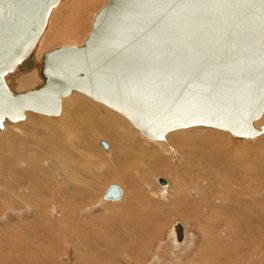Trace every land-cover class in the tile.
Wrapping results in <instances>:
<instances>
[{
    "label": "rangeland",
    "instance_id": "1",
    "mask_svg": "<svg viewBox=\"0 0 264 264\" xmlns=\"http://www.w3.org/2000/svg\"><path fill=\"white\" fill-rule=\"evenodd\" d=\"M60 1L52 8L46 27L37 41L41 40L44 44L41 59H38L39 67L45 51L58 46L81 45L91 30L95 13L107 0ZM39 83L38 77L36 83L31 86L19 84L15 91L10 89L12 87L8 83L7 86L14 92H22L42 84ZM84 106V112H88L84 119L92 122V127L88 129L96 126L101 131L95 132V140L86 136L83 143L73 140L70 147H61L62 163L56 153L50 163H35L36 166L30 169L35 172L34 177H38L22 175V186L17 183L20 181L17 175L6 182L0 169V264H264V132L251 139H238L213 128L192 127L191 131L197 132V136H182L181 129H176L178 135L174 134L168 142L166 140L167 144L164 142L165 146L169 145L165 149L160 140L146 138L133 125L134 128L128 127L124 119V123L119 119V129L133 135L127 145L122 144L121 149L128 150L136 161L117 169L112 163L114 160L118 163L121 157L118 151L120 143L115 140V134L112 135L100 124L104 113L96 108L90 110L86 104ZM108 109L115 115L119 114ZM26 112L35 122L36 130L29 126L25 129L49 141L51 138L45 131L51 125L46 123L45 131H41L44 115ZM263 123L264 118L255 121L254 126L259 128ZM129 128L131 131H128ZM99 139L108 141L111 146L109 152L100 147ZM29 146L27 153L42 155L48 161L47 147ZM215 149H223L226 155L229 154V159L223 157V162L216 158L222 154H217ZM111 154L114 158L110 157ZM188 154H193V158ZM102 157H108L115 167L112 172L100 161ZM108 160L106 164L110 165ZM185 160L192 162L186 164ZM2 165L0 163V167ZM124 170L131 176H126ZM114 176L120 180H114ZM156 176L166 180L171 178L173 188L169 180L166 185H160ZM73 179L80 181L76 183ZM112 182L123 187L122 199L112 203L101 202L103 190ZM73 183L87 188L86 193L82 191L81 195L76 194L77 204L70 205L73 208L69 209L63 206L64 201L59 202V196L63 198V195L65 199L62 200L71 202L66 190L71 191ZM26 184L34 190L37 188L39 197L45 196L44 205L39 207L36 202L26 203L27 199L22 203L20 199V202L16 200L15 194L19 196V188ZM51 184L56 189L48 193L45 186ZM24 190L22 195L26 197L30 191ZM253 201H257V204ZM106 204L113 207L106 208ZM115 204L120 208L114 207ZM69 217L78 222L86 221L85 229L78 227L81 240L70 239ZM93 218V225H87ZM175 220L183 222L189 233L188 242L181 245L179 250H174L168 240L170 226ZM49 222L61 224L56 226ZM201 243L208 245L203 247V252Z\"/></svg>",
    "mask_w": 264,
    "mask_h": 264
},
{
    "label": "water",
    "instance_id": "2",
    "mask_svg": "<svg viewBox=\"0 0 264 264\" xmlns=\"http://www.w3.org/2000/svg\"><path fill=\"white\" fill-rule=\"evenodd\" d=\"M58 2L0 0V127L25 109L56 114L79 91L153 139L191 126L264 131L254 126L264 110V0H107L81 45L43 53L42 84L13 93L5 75L31 62ZM119 195L111 184L103 198Z\"/></svg>",
    "mask_w": 264,
    "mask_h": 264
},
{
    "label": "bare ground",
    "instance_id": "3",
    "mask_svg": "<svg viewBox=\"0 0 264 264\" xmlns=\"http://www.w3.org/2000/svg\"><path fill=\"white\" fill-rule=\"evenodd\" d=\"M61 1L59 0L58 3H60ZM52 10V9H51ZM51 12V11H50ZM49 17V16H48ZM48 20V19H47ZM46 27V26H45ZM84 41V40H83ZM83 43V42H82ZM44 44L41 43V40L39 42L36 43V46L34 47L33 51H32V56L29 58V60L31 61L30 63H28V59L27 57L23 60H21L18 65H16V68L14 70H12L11 72H9L8 74L5 75V81L8 83V85L12 88L10 89H13L15 91V87H18L19 84H25V85H30L31 84H34L36 83V81H38V77L40 78V83L42 82L43 83V76L45 77L46 75H43L40 73V70H41V67H42V63H41V67H39L40 65L38 64L40 60L38 59H41L39 58L41 53H42V48H44L43 46ZM65 46V45H64ZM12 52H16L15 50H13ZM44 52V51H43ZM48 70L50 72H52L49 67H48ZM39 83V84H40ZM29 86V87H30ZM33 86V85H32ZM24 87V86H23ZM22 87V88H23ZM9 88V87H8ZM21 88V89H22ZM25 88V87H24ZM26 89V88H25ZM12 91V90H11ZM12 91L13 93H18V92H14ZM17 91V90H16ZM23 92V91H22ZM86 96V97H85ZM88 97V98H87ZM87 105L88 108H90V110H94L95 108L98 109L99 111L101 110L104 115H103V119L100 121V124L102 125V127H104L108 132H111L112 135L115 134L114 138L115 140H117L118 143H120V147H119V154H120V158H118V163H115V160H114V163H112L116 168L117 167H127L126 165H128V163H132L134 161H136V158H134L133 156H131V154L128 152V150H126L125 148H122V144L123 145H127L131 140L132 138V134L131 133H128V132H123L122 130L119 129V124L117 121H120L122 123H124L122 121V119H124L125 123H127L126 125L128 127H131V128H134L135 126L124 116L122 115L120 112L116 111L117 113H119L118 115L116 114H113V112L111 110L108 109V106L105 105L104 103H101L95 99H92L90 98L89 96L79 92V91H71L70 93L66 94V95H63L61 98H60V103H59V111L58 113L56 114H49V113H42V112H38V111H34L32 109H25L24 112H23V117L16 120V121H9V120H6L4 121L3 123H1V127H0V130H2L4 128L3 131H0V163H5L4 167L2 165V167H0L1 170H3V179H5L6 182L10 181L9 179L13 178V175H17L19 176V182L17 181V183H19V186H22V179L24 176L22 175H28L29 174L31 176L34 177L35 175V172H32V170L30 168H33L32 166H36L35 163H50L51 161V157L56 153L60 159V162L62 163V160L63 158H61L60 154L62 153V150L60 149L61 147L63 148V146H71V143L76 141L77 143H83V141L85 142V137L88 136L89 138H91V140L94 138L95 140V137L96 134L95 132H98V127L96 128V126H94L92 129H88L90 127H92L91 125V121H85V117L87 116L88 112H84V108L85 106L84 105ZM84 106V108H82ZM110 108V107H109ZM112 109V108H111ZM1 110V109H0ZM26 111H30V112H34V113H38V114H42L44 115V127H41V131L45 129L46 127V123L47 124H50L51 127L47 126V131H45L46 133L49 134V137L51 138L49 141H45L43 140L42 138H39L38 136H35V134H31L29 133L28 131L29 130H26L25 128L27 126H29L30 128L35 129L36 130V127L35 126V122L33 120H31V115H28L29 112H26ZM75 114L77 116H75ZM122 116H121V115ZM84 116V117H83ZM222 115H219V117H221ZM262 118H264V110L262 111V114L261 116L256 120H262ZM120 119V120H119ZM22 120V121H20ZM75 120V121H74ZM77 123V124H76ZM255 123V122H254ZM134 127H133V126ZM255 125V124H254ZM192 127H204V126H191V127H184V128H178V129H181V134L182 136H189V135H195L197 132H193L191 131L192 130ZM136 128V127H135ZM204 128H213V129H218V128H214V127H204ZM103 129V128H102ZM139 132H141L138 128H136ZM190 129V130H189ZM34 130V131H35ZM40 130V129H39ZM130 130V128L128 129V131ZM135 130V129H134ZM176 129H173V130H170L168 131L165 135H164V138L163 139H153V138H149L147 136H145L142 132L141 134L143 136H145L146 138L148 139H151V140H157L161 143V145L163 147H165V149L169 148V145H166L164 144V142H168L172 137L173 135H178L176 132H175ZM220 131H224L227 133H229L231 136L235 137V138H238V139H251L253 137H250V138H241V137H236L234 135H232L229 131L227 130H223V129H218ZM131 131V130H130ZM39 132V131H38ZM90 132V133H89ZM101 132V131H99ZM264 132V131H263ZM261 132V133H263ZM37 133V132H36ZM221 133V132H219ZM260 133V134H261ZM101 134V133H99ZM117 134V135H116ZM198 134V133H197ZM201 134V133H200ZM222 134V133H221ZM259 134V135H260ZM172 135V136H170ZM197 136V135H195ZM200 136V135H198ZM255 137V136H254ZM104 141L106 143V146L105 145H102L101 144V141ZM165 142V143H166ZM167 144V143H166ZM29 145H37V146H41V147H47L48 150H49V153L46 154V157L48 158L47 160L48 161H45L43 157H41L42 155H38L36 156V154H29L27 153L26 151L30 150V146ZM99 145L100 147L105 151V152H109L110 150V144L108 143V141L106 139H99ZM67 146V147H68ZM65 148V147H64ZM74 148V147H73ZM65 151V150H64ZM212 151V150H211ZM215 152L217 154H222V155H218L216 156V158H218L219 160L225 162V160L223 159L224 158H228L229 154L226 155L224 150L223 149H215ZM64 153V152H63ZM28 154V155H27ZM43 154V153H42ZM66 155H68L66 153ZM66 155H65V158H66ZM193 154H188V157L190 156L191 158ZM215 155V154H214ZM80 156V155H79ZM64 157V156H63ZM109 157V156H108ZM108 157H102L100 159L101 162L105 163V166L112 172L113 169L115 167H113V165L110 163V161L108 160ZM111 158H114L111 154L110 156ZM187 156L185 155V158ZM107 158V159H106ZM184 158V159H185ZM190 158V159H191ZM188 159V158H187ZM195 159V158H194ZM229 159V158H228ZM109 161V164H106L107 161ZM120 160V161H119ZM133 160V161H132ZM59 162V163H60ZM65 162V161H64ZM69 162H70V159H69ZM120 162V163H119ZM186 164L190 161H186ZM192 162V161H191ZM190 162V163H191ZM200 162V161H199ZM184 164V162H183ZM189 164V163H188ZM201 164V163H200ZM229 163H227L228 165ZM226 165V164H225ZM226 165V166H227ZM230 165V164H229ZM105 167V168H106ZM229 167V166H228ZM96 168V167H95ZM118 169V168H117ZM98 170V169H97ZM106 170V169H105ZM99 171V170H98ZM109 171V172H110ZM117 171V170H116ZM120 171V170H119ZM118 171V172H119ZM125 171V170H124ZM100 172V171H99ZM110 172V173H111ZM121 172V171H120ZM1 173V171H0ZM123 173V171L121 172ZM205 173V172H204ZM115 174V173H114ZM118 176L119 174L116 173ZM202 174V173H201ZM210 174V173H209ZM103 175V174H102ZM125 175L126 176H131V173L125 171ZM204 175V174H203ZM202 175V176H203ZM36 176V175H35ZM99 177L100 174L98 175ZM97 176V177H98ZM116 176V175H115ZM114 176V180H117L119 181L120 179L118 177H115ZM22 177V178H21ZM38 177V176H37ZM37 177H34L35 179ZM128 177V178H129ZM204 177V176H203ZM216 178H219V176H215ZM122 178V177H121ZM157 179V182L160 184V185H166L167 181L169 183V185L172 186L173 188V185H172V182H171V178H167V180L163 177H160V176H156L155 177ZM205 178V177H204ZM209 178V177H208ZM211 178V177H210ZM18 180V179H17ZM39 180V179H38ZM76 183H78L80 180H74ZM88 182V181H87ZM16 183V184H17ZM39 183V185H43L42 183L40 182H37ZM93 182H91L90 184H92ZM262 183V182H261ZM80 184V183H79ZM88 184V185H90ZM111 184H116L119 189H120V195L117 199H104L103 198V194L105 192V190L108 188L109 185ZM257 184V183H256ZM54 185V184H53ZM258 185V184H257ZM8 186V185H7ZM18 186V185H17ZM65 186V185H63ZM68 186V185H67ZM106 186V185H105ZM246 187V186H245ZM23 188H25V190L27 189V192H29V194L24 197L23 194ZM23 188H19L20 190V195L18 193L19 196L16 195V200L21 201V203L24 201V199H27L26 203L28 202H36V204H39V207L41 204H43V201H46V198H44L45 196H42V197H39L38 196V192L37 191V188H35L36 190H34V188H29L26 184V186H23ZM70 188V187H69ZM87 187H83L81 185H76V184H71V191H67V194L68 196L71 198V202H66V200H62L64 198V196L62 195L63 198H60L59 196V202H62L64 201L65 203L63 204L64 207H69L70 208H73L71 207L70 205L74 206V203L77 204L75 202V196L76 194L77 195H81V192L85 191L86 193V189ZM242 188V187H241ZM39 189V188H38ZM45 189H47V192L49 193L50 192H53L54 189H56V187H53L52 184L50 186H45ZM63 191H64V187L62 188ZM85 189V190H84ZM4 190V189H3ZM13 190V189H12ZM15 190V189H14ZM24 190V191H25ZM88 190V189H87ZM126 190V189H125ZM241 190V189H240ZM177 191V190H176ZM245 191V190H244ZM42 192V191H41ZM65 192V191H64ZM90 192V191H89ZM93 192V191H92ZM98 192V191H97ZM2 193V192H1ZM10 193V191H9ZM15 193V192H14ZM94 193V192H93ZM25 194V193H24ZM37 194V195H36ZM41 194V193H40ZM65 194V193H63ZM1 195V194H0ZM5 195V194H3ZM7 195V194H6ZM9 195V194H8ZM7 195V196H8ZM11 195V194H10ZM36 195V196H35ZM124 195V189L123 187L116 183V182H112V183H109L105 189L103 190V193L101 195V202L103 201H108L107 203H110L111 201H120L122 199ZM6 196V197H7ZM12 196V195H11ZM83 196V194H82ZM94 196V195H93ZM253 196V195H252ZM13 197V196H12ZM254 197V196H253ZM9 198V197H8ZM43 198L45 200H43ZM58 198V197H57ZM180 198V197H179ZM182 198V197H181ZM259 198V197H258ZM3 199V198H2ZM12 199V198H11ZM65 199V198H64ZM254 199V198H253ZM255 200V199H254ZM7 201V200H6ZM19 201V202H20ZM52 201V200H51ZM50 201V202H51ZM18 202V203H19ZM39 202V203H38ZM56 202H57V199H56ZM252 201L250 200V203ZM263 202V201H262ZM260 202V203H262ZM17 203V204H18ZM52 203V202H51ZM58 203V202H57ZM112 203V202H111ZM249 203V202H248ZM253 203L256 205L257 204V201H253ZM34 204V203H32ZM35 204V205H36ZM48 204V203H47ZM55 204V203H54ZM82 204V203H81ZM119 204V203H118ZM133 204V203H132ZM131 204V205H132ZM230 204V203H229ZM228 204V205H229ZM44 205V204H43ZM52 205V204H51ZM50 205V206H51ZM56 205V204H55ZM83 205V204H82ZM130 205V206H131ZM232 206H236L234 204H231ZM9 206V205H8ZM11 206V204H10ZM22 206V204H20V207ZM129 206V205H128ZM133 206V205H132ZM207 206V205H206ZM225 206V205H224ZM238 206V205H237ZM236 206V207H237ZM244 206V205H243ZM14 207V206H13ZM19 207V208H20ZM106 208L107 207H113V205H110V204H106L105 206ZM114 207H119L116 206V204L114 205ZM126 207V206H125ZM134 207V206H133ZM209 207V206H208ZM228 207V206H226ZM224 207V208H226ZM255 207V206H254ZM5 208V207H4ZM42 208V206H41ZM61 208H63L61 206ZM76 208V207H75ZM78 208V207H77ZM120 208V207H119ZM127 208V207H126ZM230 210H232V208L229 206ZM227 208V209H229ZM243 208V207H242ZM264 208V207H263ZM111 209V208H110ZM124 209V207H123ZM134 209V208H133ZM234 209V207H233ZM241 209V208H240ZM240 209H237V210H240ZM245 209V208H244ZM252 209V208H251ZM109 210V209H108ZM116 210V209H115ZM128 210V209H126ZM132 210V209H131ZM248 210V209H246ZM63 211V210H62ZM71 211V210H70ZM112 211V210H111ZM134 211V210H133ZM234 211V210H233ZM249 211H250V208H249ZM256 211V209H255ZM110 212V211H109ZM253 213V211H251ZM257 212V211H256ZM261 214H263L262 211H260ZM116 213V212H115ZM243 213H246V212H243ZM251 213V215L253 216V214ZM259 213V212H257ZM63 214V212H62ZM114 214V213H113ZM260 214V213H259ZM258 214V215H259ZM250 215V214H248ZM61 217H63V215H61ZM73 217V216H72ZM255 217V216H254ZM65 218V217H64ZM98 218V216H97ZM249 218V217H248ZM252 218V217H251ZM72 219V218H71ZM70 217H69V222L70 223V228H69V232L71 233V237L70 239L71 240H79L82 236H80L79 232L80 231L78 229V227H80V229H85L87 226L85 225L86 221L85 222H78L76 219L74 220H71ZM183 219V218H182ZM241 219V218H240ZM51 220V219H50ZM76 220V222H74ZM95 218H93L91 220V223L89 222V224L87 225H93V222H94ZM229 220V219H228ZM237 220V219H236ZM242 220V219H241ZM254 220V218H253ZM262 220V219H260ZM48 221V220H47ZM66 221V220H64ZM98 221V220H97ZM244 221V220H242ZM245 222V221H244ZM243 222V223H244ZM255 222V221H254ZM264 222V220H263ZM23 223V222H22ZM76 225H75V224ZM88 223V222H87ZM182 223V224H181ZM246 223V222H245ZM249 223V222H248ZM253 223V222H252ZM257 224V222H255ZM259 223V222H258ZM24 224V223H23ZM49 224L51 225H56V226H60V222L59 223H52V222H49ZM50 225V226H51ZM245 225V224H244ZM253 225V224H252ZM16 226H19V224L16 223ZM28 226V225H27ZM95 226V225H94ZM23 227V226H22ZM247 227V225H246ZM17 228V227H16ZM92 228V227H91ZM27 229V228H26ZM58 229V228H57ZM95 229V228H94ZM19 230V229H18ZM62 230V229H61ZM69 234V233H68ZM208 235V234H207ZM70 236V234H69ZM218 236V235H217ZM221 236V235H220ZM188 237H189V233L188 231L186 230L185 226L183 225V222H181L180 220L177 221L175 220L174 223L170 226V233H169V238L168 240L170 241V243L172 244V247L174 250H179L180 247H182L181 245H183L184 243L188 242ZM205 238V237H204ZM66 239V238H65ZM81 240V239H80ZM83 240V239H82ZM206 241V239H205ZM31 242V241H30ZM207 243V242H206ZM33 245V244H32ZM143 245V244H142ZM211 245V244H210ZM22 246V245H21ZM37 248V247H36ZM210 248V247H209ZM249 248V247H248ZM181 249V248H180ZM245 250V249H244Z\"/></svg>",
    "mask_w": 264,
    "mask_h": 264
},
{
    "label": "crops",
    "instance_id": "4",
    "mask_svg": "<svg viewBox=\"0 0 264 264\" xmlns=\"http://www.w3.org/2000/svg\"><path fill=\"white\" fill-rule=\"evenodd\" d=\"M201 246H202V249H201V250H202V252H203V247L206 248L208 245H207V244H204V246H203V243H201ZM202 252L200 253L201 255H202ZM203 257H205V256H203ZM205 258H206V257H205ZM207 258H208V257H207ZM209 259H210V258H209Z\"/></svg>",
    "mask_w": 264,
    "mask_h": 264
}]
</instances>
